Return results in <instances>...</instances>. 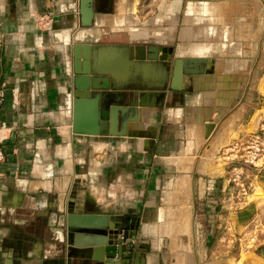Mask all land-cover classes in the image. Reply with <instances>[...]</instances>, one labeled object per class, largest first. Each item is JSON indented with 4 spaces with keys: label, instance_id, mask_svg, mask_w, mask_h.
<instances>
[{
    "label": "crops",
    "instance_id": "obj_1",
    "mask_svg": "<svg viewBox=\"0 0 264 264\" xmlns=\"http://www.w3.org/2000/svg\"><path fill=\"white\" fill-rule=\"evenodd\" d=\"M91 6L92 42L165 48L172 61L179 58L183 76L162 98L143 93L149 105L110 113L113 134L74 133L66 47L81 25L80 0H0V264H68L57 231L68 208L123 217V231L136 229L130 264L137 249L145 264H201L198 212L215 207L201 208L198 198L221 188L200 146L213 130L215 147L248 106L239 93L253 61L248 54L264 34L257 2L93 0ZM41 15L50 17L49 27ZM105 60L131 81L117 51ZM71 264L97 261L71 257Z\"/></svg>",
    "mask_w": 264,
    "mask_h": 264
},
{
    "label": "water",
    "instance_id": "obj_2",
    "mask_svg": "<svg viewBox=\"0 0 264 264\" xmlns=\"http://www.w3.org/2000/svg\"><path fill=\"white\" fill-rule=\"evenodd\" d=\"M92 1L80 0V27L93 24ZM114 51L118 52L120 63L129 69L130 82L121 80V71L105 60V56ZM159 51L156 45L146 48L145 44H99L75 40L71 36L66 52L72 66V131L89 135L113 134L108 130L110 113H124L131 108L135 112L138 106L149 105L143 93L153 91L162 98L166 88L176 89L173 81L179 82L184 73L180 60L172 61L171 53L167 54L165 48ZM118 90L122 92L115 93ZM160 103L161 100L153 105ZM213 126L209 123V128ZM122 218L74 208L61 212L57 231L65 242L68 264H71V257H89L97 264H130L136 229L123 231L122 227H127ZM142 256L143 252L135 250L134 264H145Z\"/></svg>",
    "mask_w": 264,
    "mask_h": 264
},
{
    "label": "rangeland",
    "instance_id": "obj_3",
    "mask_svg": "<svg viewBox=\"0 0 264 264\" xmlns=\"http://www.w3.org/2000/svg\"><path fill=\"white\" fill-rule=\"evenodd\" d=\"M256 2L264 30V0ZM252 3L248 5L251 14L256 9V3ZM238 10H244L243 6ZM248 58L253 61L240 93L237 92L248 101L244 115L235 118L236 123L226 128L215 147L212 148L213 130L200 146L201 156H210L214 161L219 174L213 177V183L221 188L198 198L201 208L204 203L215 207V212H198L201 227L197 247L201 264H264V185L261 181L264 180V166L243 164L240 168L241 161L224 157L230 155V147L244 141L264 121V34L257 52H249ZM240 210L246 216L239 217ZM215 220L218 226L210 224Z\"/></svg>",
    "mask_w": 264,
    "mask_h": 264
},
{
    "label": "built area",
    "instance_id": "obj_4",
    "mask_svg": "<svg viewBox=\"0 0 264 264\" xmlns=\"http://www.w3.org/2000/svg\"><path fill=\"white\" fill-rule=\"evenodd\" d=\"M39 21L45 27H49L51 24L50 17H45V15L39 16ZM230 149V155L224 157L241 161L240 168H242L243 164L254 167L264 166V121L260 122L258 128L251 132L244 141L236 142ZM0 156H2L1 150ZM233 168L239 170L237 166Z\"/></svg>",
    "mask_w": 264,
    "mask_h": 264
},
{
    "label": "bare ground",
    "instance_id": "obj_5",
    "mask_svg": "<svg viewBox=\"0 0 264 264\" xmlns=\"http://www.w3.org/2000/svg\"><path fill=\"white\" fill-rule=\"evenodd\" d=\"M92 29L91 27H80L79 29H77L73 34L72 37L75 40H79V41H92L91 36H88V33L91 32ZM87 34V35H86ZM71 38V37H70Z\"/></svg>",
    "mask_w": 264,
    "mask_h": 264
},
{
    "label": "flooded vegetation",
    "instance_id": "obj_6",
    "mask_svg": "<svg viewBox=\"0 0 264 264\" xmlns=\"http://www.w3.org/2000/svg\"><path fill=\"white\" fill-rule=\"evenodd\" d=\"M133 240V239H132ZM132 243H133V241H132ZM137 250H139V249H137ZM140 251V250H139Z\"/></svg>",
    "mask_w": 264,
    "mask_h": 264
}]
</instances>
